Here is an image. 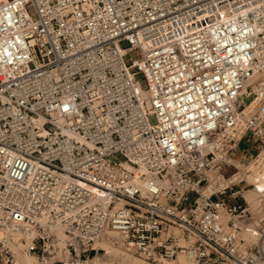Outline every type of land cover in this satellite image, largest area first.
<instances>
[{
  "label": "built area",
  "instance_id": "2783aa9c",
  "mask_svg": "<svg viewBox=\"0 0 264 264\" xmlns=\"http://www.w3.org/2000/svg\"><path fill=\"white\" fill-rule=\"evenodd\" d=\"M253 148L260 168L264 0H0V264H82L107 232L154 263L264 264L243 178L209 175Z\"/></svg>",
  "mask_w": 264,
  "mask_h": 264
},
{
  "label": "rangeland",
  "instance_id": "374dc122",
  "mask_svg": "<svg viewBox=\"0 0 264 264\" xmlns=\"http://www.w3.org/2000/svg\"><path fill=\"white\" fill-rule=\"evenodd\" d=\"M28 9L30 11H33L31 6H28ZM33 18H36L35 14H32ZM122 47H126L128 45V41L127 40H122L120 42ZM137 54L134 51H131L129 53H126L124 55V61L126 62V64H129L131 62L132 58H136ZM135 77L137 79L140 80V82L142 83V85L144 86V79H143V74L142 73H137L135 75ZM241 103H245L247 101V98H242ZM149 120L151 122H155V117L154 115H150L149 116ZM243 145L245 146H250L251 143L245 142L243 141L240 146L242 147ZM257 150L256 148H253V150H251V153L248 155H244L243 153H241L240 151L230 160L231 163L235 164L237 166V168L239 169H243L241 171L237 172H232L233 167L229 170V172L227 174H225L226 176L229 174H232L229 180V183L231 181H235V179H240L243 178V182L245 184V188L242 191V194H240L236 199L237 201H239V203H241L242 205L246 206L247 209L250 211V213L248 214V216H250V221L253 224H257L259 223L260 225H262L264 223V195L260 196L259 198L255 199L253 202H248L246 199L247 194L252 190L253 184L251 183V177L255 176L256 174L260 173L261 171L264 170V165H261L260 168H258V163L254 162L253 164H250L254 161V159L256 158V154H257ZM120 157V155H118ZM238 161V162H236ZM235 162V163H234ZM237 163V164H236ZM250 164V166H249ZM209 175L210 177H212V179L215 178V176L218 175V173L215 170H210L209 171ZM259 196V195H258ZM225 219L227 218V216L224 217ZM113 235V233H111V236ZM114 236V235H113ZM113 242V245L115 248H117L118 250H120L121 252H125L126 254L130 255L132 258L136 259L137 261L144 263V264H178L179 260L181 261H186V256L184 254H182V256H178L175 257L173 259H168L164 262L161 263H154L152 261H148L145 259H142L141 257H139L138 255L125 250L117 241H111ZM119 244V245H118ZM94 247L97 248V250H92V252L90 253V255L88 256V258H85L83 260H80L82 264H86V263H90L93 262L92 259L97 256V258H100V260L105 261L107 260V253L105 251V249L103 248V246L99 245V244H95L93 243ZM17 256V254H16ZM32 259V258H31ZM33 260V259H32ZM87 260V261H86ZM178 261V262H177ZM110 262V261H109ZM93 264V263H92ZM185 264H190V262L188 261Z\"/></svg>",
  "mask_w": 264,
  "mask_h": 264
},
{
  "label": "bare ground",
  "instance_id": "6f19581e",
  "mask_svg": "<svg viewBox=\"0 0 264 264\" xmlns=\"http://www.w3.org/2000/svg\"><path fill=\"white\" fill-rule=\"evenodd\" d=\"M257 75L258 74L256 73L254 75L249 76L246 79L245 83L242 85L241 90L244 91L245 87L248 85L252 86L254 84V81H255V78L257 77ZM236 162H238V161H236ZM232 167H233L232 172H235V171L237 172V170L238 171L243 170V169L237 168V166H235V167L232 166ZM251 183L253 184L252 190L246 196V199L248 202H253L255 199L264 195V170L261 171L260 173L256 174L255 176L251 177ZM111 233H113L114 236L113 235L111 236ZM113 240L117 241V234L114 232H107L104 235H102L100 238H98L94 241L95 244H99V245L103 246V248L105 249V251L107 253V257H106L107 260L102 261V260H100V258H97V256H95L92 259L93 262H91V264L92 263L93 264H144V263H141V262L137 261L136 259L132 258L130 255L126 254L125 252H121L120 250L115 248L113 245V242H111ZM178 256H182V254H178L176 257H178ZM186 259H187L186 261L185 260L184 261L179 260L178 264L187 263L189 260L187 257H186ZM17 260L18 261H25V262H28L29 264H33V260L21 252L17 253ZM86 264H88V263H86Z\"/></svg>",
  "mask_w": 264,
  "mask_h": 264
},
{
  "label": "crops",
  "instance_id": "0c3cea01",
  "mask_svg": "<svg viewBox=\"0 0 264 264\" xmlns=\"http://www.w3.org/2000/svg\"><path fill=\"white\" fill-rule=\"evenodd\" d=\"M250 142L251 143V145H253L254 144V141L252 140V139H246L245 140V142ZM250 145V146H251ZM250 146H246V148H249ZM254 162H256V163H258L259 162V158H255L254 159V161L252 162V163H250V164H253ZM250 164H249V166H250ZM231 175L232 174H229V175H217V176H215V178L214 179H212L213 180V183L214 184H218V185H220V184H224V185H226V184H229V180H230V177H231Z\"/></svg>",
  "mask_w": 264,
  "mask_h": 264
}]
</instances>
